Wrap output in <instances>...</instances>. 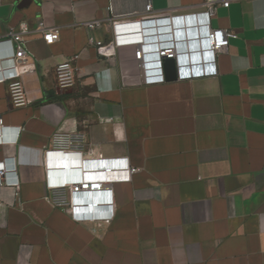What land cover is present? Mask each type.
I'll return each instance as SVG.
<instances>
[{
	"label": "crops",
	"instance_id": "1",
	"mask_svg": "<svg viewBox=\"0 0 264 264\" xmlns=\"http://www.w3.org/2000/svg\"><path fill=\"white\" fill-rule=\"evenodd\" d=\"M203 1L0 0V61L17 49L11 32L29 29L31 100L14 108L0 84L2 135L15 140L0 162L14 159L5 179L19 181L0 183V264H264V0L218 7L212 28L238 37L214 77L146 86L134 47L103 59L89 44L110 41L116 19L143 20L148 3L178 16ZM49 28L60 32L52 44ZM71 59L77 82L63 91L55 68ZM57 131L86 133L83 157L55 151ZM91 156L136 171L108 182L113 202L91 208L81 199L97 195L74 204L66 191L57 205L54 183L94 171L79 164Z\"/></svg>",
	"mask_w": 264,
	"mask_h": 264
},
{
	"label": "built area",
	"instance_id": "2",
	"mask_svg": "<svg viewBox=\"0 0 264 264\" xmlns=\"http://www.w3.org/2000/svg\"><path fill=\"white\" fill-rule=\"evenodd\" d=\"M231 0H204L201 12L187 15H158L154 13L151 3L146 6V13L141 21L125 23L116 19L112 21L114 26L112 39L108 42L97 40L95 37L89 38V44L94 46L98 55L103 59H110L117 56V51L124 46L135 48V57L142 72V83L146 86L162 84L166 82L163 69V60H176L177 75L180 81L214 77L218 75L217 59L219 55L228 51L230 40L236 39L238 35L234 31L220 30L212 28V19L216 17L219 6L229 8ZM111 10V8H110ZM177 21H180L177 29ZM151 24L152 28L164 27V31L157 35H152V39L146 42L137 41L136 37L140 32L134 30H121L120 27L131 24ZM89 29H95L97 23H88ZM146 29H149L147 26ZM182 35L177 36L181 30ZM29 29L22 25L20 32L12 31L11 35L19 39L17 49L13 57L0 61V84H8L9 101L14 108H21L31 104L28 96L24 77L27 75L23 66L27 63L30 54L25 47V40L21 37L28 34ZM153 34V33H152ZM60 32L58 28L46 29L43 39L47 43H55L59 40ZM56 83L60 90L67 91L73 89L77 82V67L72 59L59 63L55 68ZM4 122L0 116V145H7L15 142L14 139H6L2 135ZM52 147L55 151L62 153H73L83 157V148L88 143V137L84 132L62 133L55 132L51 138ZM94 156V153L91 154ZM91 156V157H92ZM14 159H5L0 162V183L17 184L19 181H6V173L10 168L8 162ZM86 165V170L76 174L63 176L62 180L54 183L61 187L54 193V202L59 205H68L66 191L70 193L71 200H75L82 195H97L92 201L87 197L81 199L82 204H87L91 208L99 203L113 202V190L108 182H121L130 180L131 175L136 171L130 169L128 163L121 164L118 161L104 159H82L79 164ZM93 164L92 167L87 165ZM101 169V170H99ZM15 173V171H12ZM120 173V174H118ZM118 174V175H117ZM99 196V197H98ZM72 209V208H71ZM70 209V212H71ZM105 218L106 215H100Z\"/></svg>",
	"mask_w": 264,
	"mask_h": 264
},
{
	"label": "bare ground",
	"instance_id": "3",
	"mask_svg": "<svg viewBox=\"0 0 264 264\" xmlns=\"http://www.w3.org/2000/svg\"><path fill=\"white\" fill-rule=\"evenodd\" d=\"M181 24L180 21H177V29L181 28L179 27V25ZM149 27V29H146V27ZM164 27H156V28H152L151 24H143V23H138V24H131L130 26H125V27H120V31L122 30H134L135 32H140L136 39L137 41L141 42L143 41V43L146 42V39H152V35H155V32L157 35L161 34L164 31ZM181 30H178V33H176L175 31H173L175 33V35L179 36L182 35ZM153 33V34H152Z\"/></svg>",
	"mask_w": 264,
	"mask_h": 264
},
{
	"label": "water",
	"instance_id": "4",
	"mask_svg": "<svg viewBox=\"0 0 264 264\" xmlns=\"http://www.w3.org/2000/svg\"><path fill=\"white\" fill-rule=\"evenodd\" d=\"M163 69H164L166 81L168 82L177 81L178 75H177L176 60L165 58L163 60Z\"/></svg>",
	"mask_w": 264,
	"mask_h": 264
}]
</instances>
